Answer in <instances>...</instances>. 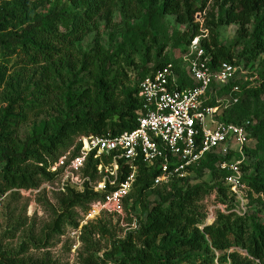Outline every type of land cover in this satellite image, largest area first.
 Segmentation results:
<instances>
[{
    "label": "trees",
    "instance_id": "1",
    "mask_svg": "<svg viewBox=\"0 0 264 264\" xmlns=\"http://www.w3.org/2000/svg\"><path fill=\"white\" fill-rule=\"evenodd\" d=\"M130 2L156 14L174 15L186 25L183 38L187 46L183 51L194 37L205 35L200 44L212 69L225 62L233 64V54L219 41L221 24L239 26V32L250 42L247 51L252 56L264 53V0H0V87L6 83L2 94L6 105L0 109V195L13 189H35L44 181L53 180L56 173L49 170L50 165L74 145L73 153L77 154L81 143H75L80 136H114L137 127L143 112L138 84L170 61L156 62L141 74L136 87L129 89L122 81L121 68H110L113 55L108 49L99 42L89 51L77 47L78 42L100 28L102 20L111 21L120 3ZM200 13L203 23L196 20ZM32 67L40 75L30 85L32 92L27 95L22 90L18 92L16 86ZM174 68L178 72L176 87L192 86L186 83L185 73ZM8 70L12 72L7 74ZM251 77L257 84L249 89L258 97L264 91V67ZM234 80L221 89L230 90L231 94L233 85L238 84L243 92L247 82ZM57 92L64 95L66 114L46 133L40 130L22 142L18 127L45 112ZM238 102L223 108L221 121L238 124L249 121L250 140L259 132L264 134V117L223 116ZM215 104V101L206 103ZM245 153H252L248 145ZM94 155L95 151L90 153L83 170L93 180L98 177L100 162ZM109 158L101 156L106 162ZM223 159L218 154H208L201 160L205 167L213 169L214 177L221 179L222 184L223 171L218 164L214 168L211 163ZM199 164L191 167L188 176L162 182L165 193L147 209L145 220L119 241L117 248L124 255L114 264H181L185 260L195 264H264V221L249 213L239 215L232 211L228 187L224 184L219 190L223 191L221 200L229 203V210L218 211L212 223L199 227L202 219L194 204L214 188L190 183ZM136 165L132 189L143 195L159 185L155 178L160 171L141 160ZM249 167L244 161L243 180L250 195L264 205V172L247 176L245 171ZM130 173L129 164L119 160L118 181L125 180ZM202 174L199 172L198 177ZM178 181L180 185L176 184ZM60 193L50 228L54 233H62L67 224L78 227L75 209L86 213L91 202L102 195L89 186L83 190L67 187ZM129 197L130 194L126 202ZM0 264L51 263L28 261L14 252L0 251Z\"/></svg>",
    "mask_w": 264,
    "mask_h": 264
},
{
    "label": "rangeland",
    "instance_id": "2",
    "mask_svg": "<svg viewBox=\"0 0 264 264\" xmlns=\"http://www.w3.org/2000/svg\"><path fill=\"white\" fill-rule=\"evenodd\" d=\"M202 16L203 14H198L196 20L203 23ZM186 29V25L179 23L174 15L156 14L152 9L138 6L133 2L125 5L120 3L111 21L102 20L100 28L78 42L77 47L82 51H89L96 42H99L108 49L113 55L110 68L113 70L121 68L124 72L122 81L129 89L135 88L141 74L159 61L172 62L179 68L180 73H185L186 83L193 85L194 82L187 75L186 63L183 61V49L187 46L183 33ZM218 32L220 43L228 47L233 54V65L236 67L234 81L247 82L245 84L247 89L239 94V102L231 105L223 116L244 119L253 115L258 119L263 118L264 91L257 97L249 88L257 84L251 75L264 67V53L255 57L247 51L251 46L250 42L239 32L237 24H221ZM200 36V39L204 37ZM35 68L32 67L16 86L18 92L22 90L26 95L32 92L33 88L31 89L30 85L40 77L39 73H35ZM10 72L12 71L8 70L7 74ZM5 85L6 83L0 87V109L6 105L2 95ZM230 95V90H222L221 86L216 84L212 85L207 93L205 104L217 102L216 99L224 102L216 115L218 120L222 119V110L225 108L224 105L230 102ZM63 97L64 95L59 92L53 94L45 112L34 121L18 127V135L22 142L40 130L46 133V129H52L56 120L63 118L67 112ZM210 119L208 116L206 120L208 126H211ZM77 139L75 144L78 143ZM248 147L252 153L246 154L245 162L250 167L245 174L247 176L261 174L264 172V134L259 132L249 141ZM71 149L73 151L75 145ZM211 164L217 168V162ZM212 170L201 162L190 180L192 184L214 186L210 193L194 204L202 219V224L199 225L201 228L203 224L214 221L218 211H221L219 205L224 203L221 200L224 193L219 190V186H223L224 182L222 184L221 179H216ZM201 171L203 174L198 177ZM101 177L102 175L98 173L95 181H99ZM56 179L52 181L55 183ZM180 183L178 181L176 184ZM162 184L159 183L143 195L131 189L130 197L125 203L123 218L118 215L101 214L87 220L85 212L76 208L78 227L67 224L63 227L62 233L50 231L61 194L56 189L57 186L51 189L45 187L40 191L9 190L0 195V251L14 252L28 261L46 260L51 264H114L124 255L117 248L119 241L134 228V222L137 225L145 220L147 209L165 193ZM246 195L247 213L264 221V205L258 202L255 195L251 196L250 191ZM85 226L87 228H84ZM181 264L195 263L185 260Z\"/></svg>",
    "mask_w": 264,
    "mask_h": 264
},
{
    "label": "built area",
    "instance_id": "3",
    "mask_svg": "<svg viewBox=\"0 0 264 264\" xmlns=\"http://www.w3.org/2000/svg\"><path fill=\"white\" fill-rule=\"evenodd\" d=\"M200 37H194L183 54L187 75L194 82L192 86L176 87L178 72L172 62L155 69L138 84L143 112L136 128L114 136L78 137L77 142L81 143L79 152L74 154L70 148L49 167L56 173L54 179L57 181H45L29 191L57 186L56 189L63 192L67 187L83 190L89 186L102 195L91 202L85 213L87 220L101 214L123 218L126 198L137 172L136 161L158 168L160 173L155 183L159 184L173 177L190 175L191 167L199 164L206 155L218 154L224 157L218 168L224 173L223 182L228 187L231 210L239 215L247 213L249 187L243 180L242 165L246 159L245 146L250 141L247 128L250 122L238 124L218 120L216 115L224 103L221 99H216L215 105L205 104L212 85H227L235 78L236 67L225 62L212 69ZM240 92V85L234 84L230 102L224 107L238 102ZM208 116L211 126L206 124ZM93 151L94 157L100 158L97 170L102 177L97 182L83 172ZM103 154L110 156L108 162L101 159ZM119 160L131 168L129 176L121 182L118 181ZM17 190L24 192L25 189ZM219 207L222 212H227L230 205L226 202ZM133 227H136L135 222Z\"/></svg>",
    "mask_w": 264,
    "mask_h": 264
}]
</instances>
